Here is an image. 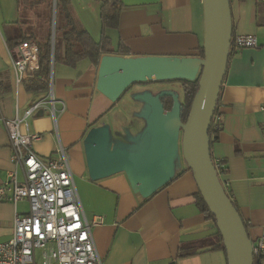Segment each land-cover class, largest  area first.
<instances>
[{
  "label": "crops",
  "instance_id": "1",
  "mask_svg": "<svg viewBox=\"0 0 264 264\" xmlns=\"http://www.w3.org/2000/svg\"><path fill=\"white\" fill-rule=\"evenodd\" d=\"M229 1L232 36H255L258 46L230 50L216 106L221 129L211 143L210 155L213 163L220 162L227 169L220 172L219 180L252 241L264 225V1ZM70 2L75 19L98 41L102 0ZM121 2L117 29L107 30L113 53L105 55L200 56L205 39L203 0ZM46 12L43 7L35 8V16ZM18 19L16 0H0V112L8 119L46 98V93L27 90L32 77L15 85L7 39L25 31L24 25L16 23ZM119 46L127 53L118 52ZM97 70L87 59L74 66L53 64L55 114L39 110L26 121L28 131L39 134L32 149L40 158L48 160L58 148L64 149L86 219L102 217V223L92 227V235L103 264H227L222 250L210 249L216 227L196 205L198 189L184 161L173 165L172 179L148 198L139 195L125 172L98 181L89 179L84 137L118 105L96 90ZM20 130L25 131V124ZM9 157V137L0 125V182L13 169ZM26 210V201L16 207L0 201V241L11 237L15 213ZM180 246L196 251L179 257Z\"/></svg>",
  "mask_w": 264,
  "mask_h": 264
},
{
  "label": "water",
  "instance_id": "2",
  "mask_svg": "<svg viewBox=\"0 0 264 264\" xmlns=\"http://www.w3.org/2000/svg\"><path fill=\"white\" fill-rule=\"evenodd\" d=\"M205 39L203 55L169 58L103 55L98 63L96 90L110 103L133 84L198 78V90L186 121L180 119L177 93L162 90L134 95L148 108L144 132L146 147L136 151L109 149L110 130L101 124L86 133L83 145L88 177L92 181L126 173L142 198L150 197L173 177L174 158L181 149L198 192L215 220L226 252L227 264H253L251 240L239 212L227 196L210 155L209 126L229 60L233 34L229 0H203ZM55 0H52L51 41L54 38ZM172 98L165 109L160 98Z\"/></svg>",
  "mask_w": 264,
  "mask_h": 264
},
{
  "label": "built area",
  "instance_id": "3",
  "mask_svg": "<svg viewBox=\"0 0 264 264\" xmlns=\"http://www.w3.org/2000/svg\"><path fill=\"white\" fill-rule=\"evenodd\" d=\"M257 46L255 36L237 34L232 36L229 49ZM7 54L16 86L33 76L38 67L34 42L7 47ZM47 84L46 98L31 104L21 115L8 119L0 112V125L9 137V159L13 165L0 182V201L11 202L15 207L19 202H27L26 212L14 215L11 237L0 241V264H103L92 235V227L101 224L102 217L86 219L64 149L58 148L48 160L32 149V141L39 134L28 131L27 118L39 110L55 114L51 73ZM21 124H25V131L20 130ZM210 126L214 140L221 129L218 112L213 114ZM214 166L218 173L221 163ZM251 252L253 264H264V225L260 236L251 241Z\"/></svg>",
  "mask_w": 264,
  "mask_h": 264
},
{
  "label": "trees",
  "instance_id": "4",
  "mask_svg": "<svg viewBox=\"0 0 264 264\" xmlns=\"http://www.w3.org/2000/svg\"><path fill=\"white\" fill-rule=\"evenodd\" d=\"M43 3L46 6L47 12L43 14V16H35V8L41 6ZM16 6L19 12V19L16 23L24 25L25 31L20 32V34L14 38L7 39V47H12L23 41H30L34 42L38 48V67L34 71L32 78L26 83L27 90L29 91L35 93H47V81L50 77L51 66L56 62H62L65 65L74 66L79 60L87 59L93 65L98 66L102 55L113 53V46L107 35V30L117 29L119 15L122 9L121 0H102L99 8L101 31L98 41L93 40L89 33L75 19L71 9L70 0H55V26L53 42L51 41V0L50 2L48 0H16ZM118 52L127 53V50L119 46ZM230 54L231 51L229 56ZM202 55L203 47L200 52V56ZM172 81L179 82L182 85V100H179L180 119L185 122L193 98L198 90V78L193 81L174 79L158 82L164 83ZM160 100L165 109L168 110L171 108V97L162 96ZM216 110L217 109L215 108L214 113L217 112ZM211 133L212 130L210 126L208 131L210 146L213 141L211 139ZM226 171V168H220L218 174H220V172L226 173ZM225 192L230 198L229 193L226 190ZM195 198L198 208L204 213L207 219L214 223L216 227L214 217L208 210L198 191ZM232 203L238 211L236 204L233 201ZM211 240L210 249L222 250L226 258L222 238L217 231V228L216 233L211 237ZM195 251L196 250L193 247L184 248L183 246H180L178 256L182 257L191 255L194 254Z\"/></svg>",
  "mask_w": 264,
  "mask_h": 264
},
{
  "label": "rangeland",
  "instance_id": "5",
  "mask_svg": "<svg viewBox=\"0 0 264 264\" xmlns=\"http://www.w3.org/2000/svg\"><path fill=\"white\" fill-rule=\"evenodd\" d=\"M50 2V0H48ZM52 3V0H51ZM46 9L45 4L41 6ZM162 90H171L178 94L182 100V85L179 82L160 83L156 80L147 83L133 84L116 101L118 105L111 110L103 125L110 130L109 149L123 148L128 151H136L140 147H146L149 142L148 133L144 132L145 117L148 115L147 106L140 100L134 99V95L143 91L153 94ZM134 94V95H133ZM184 161L179 149L174 158V164Z\"/></svg>",
  "mask_w": 264,
  "mask_h": 264
}]
</instances>
